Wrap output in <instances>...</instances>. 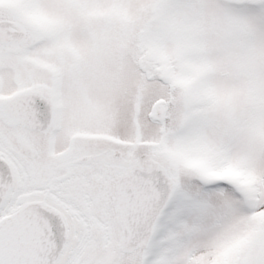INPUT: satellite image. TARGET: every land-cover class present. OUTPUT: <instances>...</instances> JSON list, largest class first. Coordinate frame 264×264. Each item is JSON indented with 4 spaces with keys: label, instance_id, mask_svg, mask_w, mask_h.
I'll list each match as a JSON object with an SVG mask.
<instances>
[{
    "label": "snow or ice",
    "instance_id": "snow-or-ice-1",
    "mask_svg": "<svg viewBox=\"0 0 264 264\" xmlns=\"http://www.w3.org/2000/svg\"><path fill=\"white\" fill-rule=\"evenodd\" d=\"M0 264H264V0H0Z\"/></svg>",
    "mask_w": 264,
    "mask_h": 264
}]
</instances>
